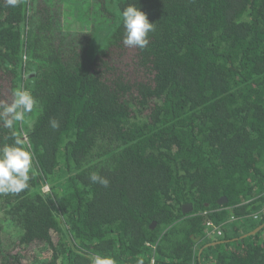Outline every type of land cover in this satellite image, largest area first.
I'll return each instance as SVG.
<instances>
[{
  "label": "trees",
  "instance_id": "trees-1",
  "mask_svg": "<svg viewBox=\"0 0 264 264\" xmlns=\"http://www.w3.org/2000/svg\"><path fill=\"white\" fill-rule=\"evenodd\" d=\"M57 1L0 0V264H264V0Z\"/></svg>",
  "mask_w": 264,
  "mask_h": 264
},
{
  "label": "rangeland",
  "instance_id": "rangeland-1",
  "mask_svg": "<svg viewBox=\"0 0 264 264\" xmlns=\"http://www.w3.org/2000/svg\"><path fill=\"white\" fill-rule=\"evenodd\" d=\"M118 0H112V2H113V6L115 5V3L117 2ZM119 1H121V0H119ZM58 3H63V4H66L65 3V0H58L57 1ZM109 3H110V0L108 1ZM62 4V5H63ZM59 11H57V13H58ZM116 15L118 16V12H116ZM119 17V16H118ZM38 191H49V185H47V184H44V182H42V181H38V183H37V185H36V187H35ZM5 218L7 219V216H6V213H3V212H0V221H3V220H5ZM4 225H5V228H4V230H2L1 232H0V244L1 245H5V244H7L8 242H10V234L13 232V230L14 231H16V226H10V227H8V225L6 224V222L4 223ZM8 227V228H7ZM16 239H18V238H15V241L17 242V240ZM34 250H35V247L33 248V247H29L28 248V250H26V252L28 251V254L29 253H33L34 252ZM25 254V253H24ZM42 254L44 255V256H46L47 258H49V257H51L50 255H49V253L48 252H44L43 253V251H41L40 253H39V256H42Z\"/></svg>",
  "mask_w": 264,
  "mask_h": 264
},
{
  "label": "water",
  "instance_id": "water-1",
  "mask_svg": "<svg viewBox=\"0 0 264 264\" xmlns=\"http://www.w3.org/2000/svg\"><path fill=\"white\" fill-rule=\"evenodd\" d=\"M185 207H187V208L184 209L185 211H187L188 209L190 210V209H192V204L191 203L190 204H187ZM262 226L263 225L259 226L258 228H256L255 230H253L251 233L257 232Z\"/></svg>",
  "mask_w": 264,
  "mask_h": 264
},
{
  "label": "built area",
  "instance_id": "built-area-1",
  "mask_svg": "<svg viewBox=\"0 0 264 264\" xmlns=\"http://www.w3.org/2000/svg\"><path fill=\"white\" fill-rule=\"evenodd\" d=\"M217 234H218V235H221V234H222V230L218 229V230H217Z\"/></svg>",
  "mask_w": 264,
  "mask_h": 264
}]
</instances>
